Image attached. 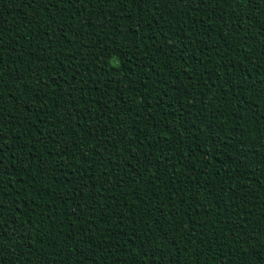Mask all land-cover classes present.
Returning <instances> with one entry per match:
<instances>
[{
	"label": "trees",
	"instance_id": "1",
	"mask_svg": "<svg viewBox=\"0 0 264 264\" xmlns=\"http://www.w3.org/2000/svg\"><path fill=\"white\" fill-rule=\"evenodd\" d=\"M0 264H264V0H0Z\"/></svg>",
	"mask_w": 264,
	"mask_h": 264
}]
</instances>
